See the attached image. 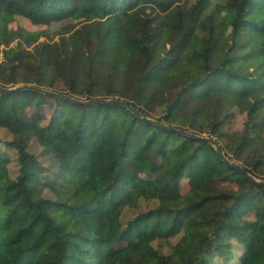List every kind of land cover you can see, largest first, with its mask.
I'll return each instance as SVG.
<instances>
[{"label":"trees","instance_id":"trees-1","mask_svg":"<svg viewBox=\"0 0 264 264\" xmlns=\"http://www.w3.org/2000/svg\"><path fill=\"white\" fill-rule=\"evenodd\" d=\"M76 12L83 23L56 42L8 30ZM20 85L126 106L45 95L57 110L42 125L27 109L43 93L0 91V264H34L47 238L41 264H264V152L242 174L225 151L240 147L214 139L234 108L264 122V0H0V87ZM142 201L154 206L126 217ZM174 238L168 253L153 246Z\"/></svg>","mask_w":264,"mask_h":264},{"label":"rangeland","instance_id":"rangeland-1","mask_svg":"<svg viewBox=\"0 0 264 264\" xmlns=\"http://www.w3.org/2000/svg\"><path fill=\"white\" fill-rule=\"evenodd\" d=\"M140 4H149L150 0H138ZM222 26L221 32L223 35H227L229 32L230 16L226 13L221 14ZM156 22V21H153ZM83 23V16L81 13L76 12V14L70 18L52 22L48 25H32L26 19L14 18V20L8 25L9 33H13L20 39L28 36L31 44H40L41 42H56L63 33L72 31L78 24ZM16 40H13L10 44L12 46L15 44ZM214 59V58H212ZM58 89V88H57ZM115 98V97H112ZM142 109L148 112L152 117H158L156 112L158 109L152 104H146L142 106ZM57 110L56 102L48 96H40L38 99L34 100L31 107L27 109L30 117L41 122L42 125H46L51 116L55 114ZM264 114V110H263ZM151 117V118H152ZM161 118V116H160ZM246 120H249L248 132L244 139V127ZM217 121L219 122V130L223 133L222 139L214 138L219 142L221 146H224L227 140L231 141L233 146H239L240 151L238 153H230L226 148L225 151L230 157L231 162L240 165L249 151L258 150L259 152H264V122L261 120V115L259 113H254L247 116L246 113L240 112L237 108L229 111L227 115L219 114L217 115ZM8 136L5 131L0 129V138L6 139ZM11 168H13L11 166ZM10 175L13 174L10 171ZM189 188L186 179L182 180L180 183V189L182 193H185ZM236 188V180L231 178L226 183L216 184L214 189L216 191H232ZM154 203L144 202L139 203L137 208L131 212H127L126 217L134 215L138 211L146 210L152 208ZM254 216V211L250 210L240 215H235L234 220L236 223H241L245 219H252ZM177 242V238L170 239L167 241H155L153 246L161 251L162 253H168L171 246ZM49 250V238L46 239L40 252L38 253L36 259L33 261L34 264H41L43 262V257ZM214 263L219 264L214 261Z\"/></svg>","mask_w":264,"mask_h":264},{"label":"water","instance_id":"water-1","mask_svg":"<svg viewBox=\"0 0 264 264\" xmlns=\"http://www.w3.org/2000/svg\"><path fill=\"white\" fill-rule=\"evenodd\" d=\"M23 89H36L37 91L43 93L44 95H51V96H54L56 98H63V99H71L72 102L74 103H78V104H82V105H92V104H113V103H118V104H121L123 106H126L125 103L119 99H113V100H104V99H95V100H89V101H82L80 99H73V98H70L69 96L65 95V94H58L56 92H52V91H49V90H44V89H40V88H35L34 86H30V85H20V86H17V87H14V88H3V87H0V91L2 92H5V93H10V92H15V91H19V90H23ZM138 117H140L143 121L145 122H149V123H153V124H156L157 122H155L154 120L148 118V117H143L141 116L139 113L137 112H134ZM163 128H168L174 132H176L177 130L172 128V127H168L164 124H160ZM185 136L187 137H191L193 139H196V140H204V141H207V142H210L213 144V146L216 148L217 152H218V156L219 158L225 163V164H231L228 160V158L226 156H224L223 152L221 151V148L219 146V144L214 141V140H210L206 137H202L200 135H197V134H194V133H189V132H184L183 133ZM232 166L238 170L239 172H241L242 174H247L245 169L238 165V164H235L233 163ZM248 176V175H247ZM250 178V176H248ZM256 183H258L259 185L261 186H264V181H257V180H254Z\"/></svg>","mask_w":264,"mask_h":264}]
</instances>
